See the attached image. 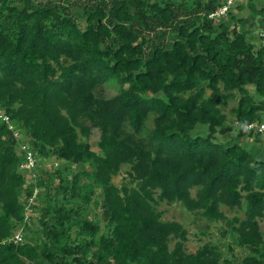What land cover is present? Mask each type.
Segmentation results:
<instances>
[{
    "label": "trees",
    "instance_id": "16d2710c",
    "mask_svg": "<svg viewBox=\"0 0 264 264\" xmlns=\"http://www.w3.org/2000/svg\"><path fill=\"white\" fill-rule=\"evenodd\" d=\"M227 1L0 0V264H264V159L246 145L263 136L246 125L264 120V0L210 17ZM164 202L225 223L244 258L187 252Z\"/></svg>",
    "mask_w": 264,
    "mask_h": 264
},
{
    "label": "rangeland",
    "instance_id": "374dc122",
    "mask_svg": "<svg viewBox=\"0 0 264 264\" xmlns=\"http://www.w3.org/2000/svg\"><path fill=\"white\" fill-rule=\"evenodd\" d=\"M39 1V0H38ZM40 1H45V0H40ZM117 92L116 88L113 86H106L105 88V94L108 97H112L115 95ZM209 93V92H208ZM235 101H231L226 108V113L228 114L229 118H231V113H230V108L235 105ZM207 128L202 126V125H197L195 129L193 130V135L201 134V135H206L205 132ZM234 134V132H233ZM232 135V134H231ZM100 136L99 131L95 130L91 134V137L89 138V143L92 145V149L94 151H98V147L96 146V142L98 141ZM234 136V135H233ZM25 137V135H23ZM221 137V136H220ZM218 138L222 142H227V137H221ZM26 138V137H25ZM229 139V138H228ZM233 139L231 138V141ZM246 145H248L249 149L253 151L254 155H257L258 157L264 159V136L258 138H252L250 137ZM57 165V162H46L43 167L45 169H51L52 165ZM84 168L83 165H72L71 170L76 172L80 171ZM126 166H123L121 169L120 174L114 178L115 183L118 185L121 184L123 175L125 174L126 171ZM26 178L29 180L30 175L27 173L25 174ZM43 191V190H42ZM96 192H99V189L96 190ZM36 200L33 199L32 201L30 200V203H35ZM225 214L232 218L234 216H239L243 217V211L240 209H229L227 207L222 208ZM159 210L163 212V218L166 220H177L180 221L185 228L188 230V240L185 242V248L187 252H195L199 247L203 246L207 242H211V244L219 245L220 250L222 251V255L225 258H232L233 255H235L236 258H239L240 260L244 258L245 252L243 251L242 248L236 246V245H231V248L227 245L230 244V240L227 239L223 236L222 230L227 229L228 227L226 226L225 223L223 222H216L212 223L210 221H206L203 219L200 215L195 214L194 212H188L186 211L180 203H173V204H167V203H162L159 205ZM31 212H29L30 214ZM33 213V212H32ZM92 215L96 213L97 217L100 220V224L102 226V231H105V219L103 217V214L100 210H94L90 211ZM40 216V213L38 211H35L33 213L32 217V226L36 228L38 226V218ZM260 226L261 230L263 231L264 234V218L260 221ZM204 233V234H203Z\"/></svg>",
    "mask_w": 264,
    "mask_h": 264
},
{
    "label": "built area",
    "instance_id": "2783aa9c",
    "mask_svg": "<svg viewBox=\"0 0 264 264\" xmlns=\"http://www.w3.org/2000/svg\"><path fill=\"white\" fill-rule=\"evenodd\" d=\"M234 2V0H228L222 7H220V9L216 12V13H212L210 14V17L216 16V15H220L225 13V11H227V9L229 8V6L232 5V3ZM262 39L264 41V33L262 34ZM5 119L7 120L8 118L5 117ZM246 128L248 129H252L255 128L258 132H260L263 136H264V120L262 122H252L246 125ZM14 131V135L17 137L18 133L15 129H13ZM21 150L24 151L25 155H26V162H24L23 164H21V168L24 170H27L28 172L33 170V168L35 167V157L33 155V151L27 147L26 145L21 144ZM30 178L34 177V173H29ZM15 242H20L23 240V235L21 233V231H18L17 233H15L14 237L12 238Z\"/></svg>",
    "mask_w": 264,
    "mask_h": 264
}]
</instances>
